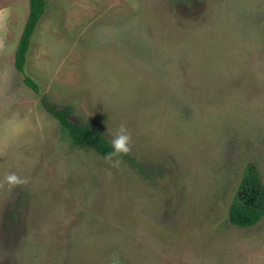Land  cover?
<instances>
[{
    "label": "rangeland",
    "instance_id": "1",
    "mask_svg": "<svg viewBox=\"0 0 264 264\" xmlns=\"http://www.w3.org/2000/svg\"><path fill=\"white\" fill-rule=\"evenodd\" d=\"M47 1L26 75L141 169L63 136L0 0V264H264V218L228 221L246 171L264 196V0Z\"/></svg>",
    "mask_w": 264,
    "mask_h": 264
},
{
    "label": "trees",
    "instance_id": "2",
    "mask_svg": "<svg viewBox=\"0 0 264 264\" xmlns=\"http://www.w3.org/2000/svg\"><path fill=\"white\" fill-rule=\"evenodd\" d=\"M47 0H29V16L15 53V69L24 75V84L40 97V105L44 111L55 119L62 130L63 136L73 147L90 150L102 158L112 151L109 139L100 127L92 123L73 120L74 109L70 105L58 106L45 95L40 85L26 75L28 56L36 30L48 9ZM120 160L127 161L140 170L139 164L133 161L129 153L121 155ZM254 170L246 171L245 181L230 205L228 221L238 228H251L264 218V196L254 184Z\"/></svg>",
    "mask_w": 264,
    "mask_h": 264
},
{
    "label": "clouds",
    "instance_id": "3",
    "mask_svg": "<svg viewBox=\"0 0 264 264\" xmlns=\"http://www.w3.org/2000/svg\"><path fill=\"white\" fill-rule=\"evenodd\" d=\"M112 151L105 157L106 161H110L113 167H119V157L128 154L131 151V135L123 124L120 125L116 133L109 141ZM9 186L23 185L27 183L26 179L17 175L15 172H9L3 180Z\"/></svg>",
    "mask_w": 264,
    "mask_h": 264
}]
</instances>
